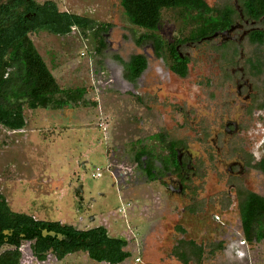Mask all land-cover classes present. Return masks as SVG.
<instances>
[{"label":"rangeland","instance_id":"rangeland-1","mask_svg":"<svg viewBox=\"0 0 264 264\" xmlns=\"http://www.w3.org/2000/svg\"><path fill=\"white\" fill-rule=\"evenodd\" d=\"M56 1L61 9L107 29L98 35H31L58 85L85 92L77 103L60 109H25L22 130L0 127V194L8 208L77 229L104 226L109 236L128 240L130 257L121 264H181L171 255L180 239L202 246L201 264H264V240L247 242L243 259L229 247L244 238L237 185L264 197V172L233 164L240 155L248 160L243 150L256 159L262 155V115L244 113L231 79L234 59L227 56L233 46L223 49L219 37L185 46L191 61L183 79L169 75L162 60L149 58L144 74L129 84L121 62L151 55L152 49L146 42L135 44L147 32L129 23L120 0ZM204 1L210 7L235 4ZM161 15L155 34L166 42L186 38L197 28L180 10H162ZM242 31L231 34L236 43ZM235 50L240 59L259 58L263 100L264 44L252 45L244 38ZM228 120L239 126L231 137L224 135ZM156 132L181 141L192 155L196 175L181 196L159 182H146L131 159L135 142ZM96 168L99 174L92 177ZM163 180L167 184L169 177ZM78 186L82 191L76 194ZM20 252V264H106L82 252L60 261L48 254L41 262L25 241Z\"/></svg>","mask_w":264,"mask_h":264},{"label":"trees","instance_id":"trees-1","mask_svg":"<svg viewBox=\"0 0 264 264\" xmlns=\"http://www.w3.org/2000/svg\"><path fill=\"white\" fill-rule=\"evenodd\" d=\"M120 6L131 25L149 32L141 36L136 43L140 45L143 39L148 38L153 42L155 51H162L163 47H166L173 59L171 70L181 77L186 75V62L179 60L174 45L167 46L169 44L165 45L164 41L152 34L160 24L162 10H180L195 23L197 28L184 38L185 41H195L214 31L225 30L232 22L231 10L226 8L217 11L210 8L204 0H120ZM244 8L253 19H257L264 15V0H244ZM57 16L65 17L68 23L64 29L56 25L45 26L54 34L68 33L72 25L83 34L96 29L98 35L105 30L102 26L97 27L98 24L86 17L67 14ZM3 30L6 31V28L0 27V35ZM5 34L7 37L0 39V125L3 128L10 131L24 129L25 109H60L82 99L85 89L61 88L31 41L24 35L21 36L17 27L12 28L10 32L6 31ZM250 40L262 43L264 31L251 32ZM145 65L146 62L141 55L131 57L125 65V77L129 80L135 79ZM14 67L13 72L8 71ZM262 170L264 172V157ZM240 223L247 242L264 240V197L247 194L240 205ZM9 229L13 230V236L23 234L21 240L17 239L14 242L16 248L20 246L21 241L33 242L31 252L38 261H44L47 253L61 260L68 254L84 252L91 260L108 264H120L130 257V252L125 249L127 240L122 237L108 236L106 229L102 226L78 230L71 225H63L59 222L35 220L30 215L11 211L4 197L0 195V246L4 243L3 230ZM43 230L61 234L64 239L44 237ZM202 252L194 242L180 240L173 247L171 255L182 264H188L193 261L200 262ZM6 255L5 258L9 260H5L10 262L7 264H18L20 254L17 250H14L12 255L8 253Z\"/></svg>","mask_w":264,"mask_h":264},{"label":"flooded vegetation","instance_id":"flooded-vegetation-1","mask_svg":"<svg viewBox=\"0 0 264 264\" xmlns=\"http://www.w3.org/2000/svg\"><path fill=\"white\" fill-rule=\"evenodd\" d=\"M235 4L232 6H222V7H210L206 2V4L217 11H222L224 9L231 10V19L232 22L229 25L228 28L225 30H228L232 27V30L227 35H222L221 33L225 30H217L214 31L211 34H208L206 36L201 37L198 40L195 41H185L183 39H176L172 42H166L161 37L157 36L155 32L152 34L159 37L162 41H164V44L167 46L174 45L175 52L177 56L179 57L180 61L186 62V75L184 77L179 76L176 72L171 70V66L173 65V59L170 57V54L168 53V50L166 47H163L162 51H155V47L151 39L145 38L143 39L142 43H149L152 51L151 55H143V54H136L141 55L145 62V68L140 73L138 77H136L133 80H129L125 77L126 70L125 65L130 61L131 57L135 56L132 55L127 62H121L123 65L124 70V77L125 80L129 82V84H132V82L139 80L140 77L144 74V72L147 70L148 67V59L152 58L154 60H162L165 64H167L168 74L172 75L173 77H177L180 79H183L187 76L188 72V64L190 63L191 59L188 53H184L183 49L185 46H190L194 43H200L202 41H211L216 38H220V45L223 49L230 47V45L233 46V50L230 51L231 53L228 55V53L224 56V59L226 56L229 59H234V62H232V77L234 78V83H236V97L241 102V104H244L246 107L245 114L251 115L254 112H259L261 116V123H260V129H261V136L262 140L260 142V146L262 147V155L256 159L252 156V152H245L243 150V155L248 157V160H245L243 156L240 155L241 158H239L238 162H233L236 167H240L241 169L244 167L246 170H254L259 173H263L262 170V160L264 157V99L261 100V93L259 90L258 85H260V82H258L260 79L261 72V66L259 58L256 56H245L244 58L240 59L241 53L239 51L235 50L236 45H239L243 39H246V43H250L252 45L260 46L264 44V41L262 43H256L252 42L250 40V33L253 31H264V27H258L261 22H264V15H261L257 19H253L244 8V0H234ZM59 14H67V15H75L79 17H86L90 19L87 16H83L74 12H71L68 9H61L59 7V3L56 0H0V27L6 28V31L10 32L12 28L17 27L18 32L20 35H24L25 38H28L31 43L33 44V41L31 40V35L37 36L41 33L52 35V36H67L70 33H78L79 35L83 34L79 29H77L74 25L71 26V29L68 33H57L54 34L51 31H49L46 27L47 26H53L56 25L60 29H64L67 26V19L65 17H59L57 15ZM215 15V14H213ZM92 20V19H90ZM94 21V20H93ZM95 22V21H94ZM98 24L97 22H95ZM46 26V27H45ZM102 26L105 28L104 31H106L107 27L104 25L98 24L97 27ZM45 27V28H42ZM247 28V29H245ZM158 29V28H157ZM156 29V30H157ZM235 29H241L243 30L241 32V35L239 36L238 43L235 42V39L231 37V34ZM3 30L2 34L0 35V39L6 38V34ZM95 33L97 32L96 29L93 30ZM145 31V30H144ZM147 32V31H146ZM217 32L216 36H213V34ZM100 33V32H99ZM149 34V32L143 34L146 35ZM141 35V36H143ZM3 36V37H2ZM11 37L12 35H8ZM139 36V38L141 37ZM14 37V36H12ZM16 37V36H15ZM17 38H21L20 36H17ZM137 38L135 40V44H137ZM140 44V45H141ZM139 45V44H137ZM34 46V44H33ZM35 47V46H34ZM36 49V48H35ZM1 50V49H0ZM1 54V52H0ZM4 58V56H3ZM119 61H121L119 59ZM244 62L243 65H239L240 62ZM3 62V61H2ZM264 63V62H262ZM15 67L11 70L8 69V71H14ZM6 76V74H5ZM4 76V77H5ZM261 101V103H260ZM68 106V105H65ZM63 106V107H65ZM62 107V108H63ZM243 108V105H240V109ZM242 110V109H241ZM238 122L235 120H228L224 125V135L227 137L234 136L238 133L239 126L237 124ZM0 127H2L0 125ZM3 128V127H2ZM10 131V130H9ZM19 131V130H18ZM14 132V131H13ZM135 148L132 150V161H134L138 169L141 171L142 176L146 180V182H159L161 183L164 188H167L172 194L181 196L185 193L187 182L191 179V175H196L195 172V166L193 164V158L191 153L188 151L187 147L183 145L181 141L173 140L169 138L164 132H156L149 137L137 140L134 144ZM245 163V165H243ZM231 166L228 167V171H231ZM165 177H169V181L166 184V182L163 180ZM170 182V183H169ZM235 199L237 201V206L239 210V216H240V205L245 200L247 194L252 193L255 195H259L255 192L246 190L245 187H243L241 184H238L235 189ZM1 195V194H0ZM2 196V195H1ZM260 196V195H259ZM3 197V196H2ZM6 201V200H5ZM17 213V212H15ZM34 219V218H33ZM36 220V219H35ZM101 226V225H100ZM99 226H93L91 228H96ZM104 227V226H102ZM75 228V227H74ZM88 228V229H91ZM241 228V223H240ZM77 229V228H76ZM88 229H78V230H88ZM242 231V230H241ZM46 230H43V233H46ZM107 232V231H106ZM49 233V232H48ZM51 233V231H50ZM54 233V236H50L53 238H57L58 240H63L64 237L61 234ZM108 234V233H107ZM109 236V235H108ZM23 237V234H18L17 236H13V230H3V238L2 240L4 243L0 246V263L7 262V258H5L8 253V255H12L14 250H17L20 254L18 259V264H20L21 259V242L20 246L18 248L15 247V243L17 239H20ZM45 237V236H44ZM112 237V236H111ZM181 240V239H180ZM178 240V241H180ZM28 243V249L30 251V254L33 256L31 252V244L32 241L24 240ZM128 241V240H127ZM188 241V240H187ZM178 243V242H177ZM238 242H232L230 244V248L232 251L235 252V255L237 258L243 259L246 258V251L245 249H242L240 247H237ZM177 244L174 245V247ZM127 247V246H126ZM4 249V250H2ZM126 249V248H125ZM173 249V248H172ZM171 249V251H172ZM84 253V252H82ZM51 254V253H47ZM74 254V253H73ZM87 254V253H86ZM46 255V256H47ZM52 255V254H51ZM70 255V254H68ZM2 256V257H1ZM53 256V255H52ZM67 256V255H66ZM65 256V257H66ZM34 257V256H33ZM64 257V258H65ZM88 257V255H87ZM35 258V257H34ZM63 258V259H64ZM89 258V257H88ZM204 258V256H203ZM7 259V260H5ZM36 259V258H35ZM56 259V258H55ZM90 259V258H89ZM128 259V258H127ZM126 259V260H127ZM3 260V261H1ZM37 260V259H36ZM57 260V259H56ZM62 260V259H61ZM91 260V259H90ZM45 261V259H44ZM60 261V260H58ZM95 263H97L94 260H91ZM43 262V261H41ZM124 262V261H123ZM122 262V263H123ZM108 264V263H106ZM121 264V263H120Z\"/></svg>","mask_w":264,"mask_h":264},{"label":"crops","instance_id":"crops-1","mask_svg":"<svg viewBox=\"0 0 264 264\" xmlns=\"http://www.w3.org/2000/svg\"><path fill=\"white\" fill-rule=\"evenodd\" d=\"M242 234H243V233H242ZM243 237H244V236H243ZM241 240H243L245 243H244V244H241V243H240ZM186 241H187V240H186ZM188 241H192V242H193V240H188ZM252 242H255V241H252ZM194 243H195V242H194ZM249 243H250V242H249ZM195 245L198 246V247H200L201 250L203 251V252H202V255H200V257H201V261H200V262L193 261V262H189V263H192V264H201V262L203 261L204 250H203L202 246H200V245H198V244H196V243H195ZM237 247H240V248H242V249H245V251L248 250V244H247V241L245 240V238L240 239V240L238 241V243H237ZM180 263H181V262H180ZM189 263H188V264H189ZM181 264H182V263H181Z\"/></svg>","mask_w":264,"mask_h":264},{"label":"water","instance_id":"water-1","mask_svg":"<svg viewBox=\"0 0 264 264\" xmlns=\"http://www.w3.org/2000/svg\"><path fill=\"white\" fill-rule=\"evenodd\" d=\"M232 30V27L231 28H229L228 30H225V31H223L221 34L222 35H227L230 31ZM217 35V32H215L214 34H213V36H216ZM81 187L82 186H78V188L76 189V194H78L79 192H81L82 190H81ZM46 235H50V236H54V233H48V232H46V233H43V236H46Z\"/></svg>","mask_w":264,"mask_h":264},{"label":"built area","instance_id":"built-area-1","mask_svg":"<svg viewBox=\"0 0 264 264\" xmlns=\"http://www.w3.org/2000/svg\"><path fill=\"white\" fill-rule=\"evenodd\" d=\"M98 171H99L98 168H96V171H95L94 174H92V177H97L98 174H99ZM240 243H241V244H244L245 242H244L243 240H241Z\"/></svg>","mask_w":264,"mask_h":264}]
</instances>
